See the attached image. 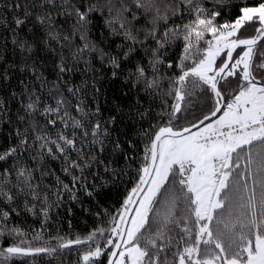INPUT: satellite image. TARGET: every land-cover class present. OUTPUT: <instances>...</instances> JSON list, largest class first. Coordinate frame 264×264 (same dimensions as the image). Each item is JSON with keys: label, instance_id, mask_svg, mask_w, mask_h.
Masks as SVG:
<instances>
[{"label": "snow or ice", "instance_id": "snow-or-ice-1", "mask_svg": "<svg viewBox=\"0 0 264 264\" xmlns=\"http://www.w3.org/2000/svg\"><path fill=\"white\" fill-rule=\"evenodd\" d=\"M0 6L18 13L11 21L18 70L36 82L20 80L19 93L8 97L19 100L14 115L0 100V121L14 129L13 141L0 149V236L27 235L8 226L12 213L40 216L43 229L66 198H97L108 182L97 184L99 169L118 178L123 170L113 166L116 158L131 161L124 145L135 142L120 138L125 121L141 124L136 135L144 142L138 179L109 214L107 228L85 237L57 235L50 237L55 245L45 240L40 247L30 246L43 240L34 231L32 241L0 251L5 260L86 246L78 264H264V0L245 2L223 23L233 0H16ZM105 10L106 27L125 41L114 54L88 38L93 16ZM249 27L255 34L243 36ZM41 51L56 57L52 80L39 70ZM97 52L99 68L85 59ZM81 62L90 82L69 83L65 74ZM12 67L0 63V82L10 79ZM109 78H122L127 91L105 108L101 80ZM233 80L236 88L226 97L223 88ZM209 103L202 118L179 126ZM50 161L59 162L63 178ZM53 176L55 184L45 185Z\"/></svg>", "mask_w": 264, "mask_h": 264}, {"label": "trees", "instance_id": "trees-1", "mask_svg": "<svg viewBox=\"0 0 264 264\" xmlns=\"http://www.w3.org/2000/svg\"><path fill=\"white\" fill-rule=\"evenodd\" d=\"M16 0H0V5H9L15 3ZM23 5L24 0H19ZM79 2V0H76ZM96 2V0H92ZM105 0H100V3L103 4ZM126 3H131V0H125ZM247 3L249 6L254 5L258 0H233L236 7L232 9H226L223 12L222 17L220 18V23H223L225 20L234 19L238 13L239 7L243 6L244 3ZM18 13L10 11L7 7L0 6V17L3 18L0 21L2 24L4 21H7L8 27L0 26V57L3 59L0 60V63L3 64V67L8 68L10 65H17V67H12L9 71L10 79L7 81L0 82V100H6L7 107L10 108L11 114H15L17 108L19 107V100H11L10 97L12 92L19 93V81L24 80L26 83L33 84L36 83L31 73H21L18 70V64L21 59L19 50H14L12 45V32H11V21L13 16ZM20 15L23 14V9H21ZM55 15V13H54ZM115 15V12L113 13ZM108 19L107 10L103 14L97 12L92 19L89 32V41L97 45L98 48H102L105 51L114 54L118 51V45L124 44L123 36H114L111 34L110 30L106 27V20ZM69 24L65 25V28H68ZM247 29L251 30V33H247ZM243 31L245 37L254 35V29L249 27ZM27 32V29H25ZM75 44L79 45L81 42L78 37L75 39ZM261 48H264V44L260 45ZM71 51H75L73 48ZM64 54L66 56L70 55L69 49L67 46L64 48ZM179 54V49H173L170 51L169 56L175 58ZM95 59H92V57ZM138 58V57H137ZM56 57H49L41 51L36 56V62L39 64V70L44 73L45 76L52 80L55 78V68L53 65V60ZM85 59H89L93 66L99 68L101 67L100 54L97 53H85ZM31 63V62H30ZM69 66H72V63H69ZM76 71L74 73L65 74L66 79L69 83H74L76 85L82 84L85 79H89L90 82V73H85L83 71L84 64L81 62L76 65ZM102 90L106 93L105 98L101 101L105 108L110 106V102L114 97H118L120 92L127 91L124 86L123 79L113 81L109 79L101 80ZM38 86V84H37ZM50 87V85H49ZM236 88V81H231L230 84L223 88V92L227 97L234 89ZM48 89H44L41 92V95L47 98ZM89 99H91V94L89 93ZM107 101V102H106ZM122 103L128 104L130 101L127 98L121 100ZM158 103V102H157ZM147 106V102H145ZM155 108L156 105H153ZM205 110L201 112L188 113L187 117L182 119L179 122V126L183 127L189 123L195 122L196 118H202L212 107L211 103L204 106ZM203 107V108H204ZM107 115V113H105ZM182 122V123H181ZM43 123V121H41ZM141 127V124L136 121H125L124 124L120 125V132L126 133V135H121V141L132 140L135 142L134 147L129 148L128 144L125 143V151L127 155L131 157V161H125L122 157H117V163L113 165L118 170L122 169L118 178H113L110 176L103 175V168L99 169L101 173V178L97 181V184L103 183L104 180H107V184L100 189V195L91 199L85 197L83 193H80V201L82 202H73L71 199L66 198L64 204L59 208L54 210L51 213V219L47 221L46 226L42 229L41 222L42 218L40 216H33L26 211L21 210V214L17 216L15 213H12L8 226L19 227L22 231L27 233L24 237H17L15 239L3 235L0 236V251L11 246L12 244H18L20 240L32 241V236L34 231L43 233V240L33 241L30 246L40 247L45 246L44 241H49L50 244L55 245V240H50V237H55L57 235L65 236L66 238H75L77 235L81 237L87 236L89 233L94 231L97 227L107 228L109 226V214H114L116 210L120 207V204L123 198L127 195V192L135 185L137 177L136 169L140 166L141 158L143 157V141L136 135L137 129ZM147 127V123L143 125ZM115 136V134H114ZM14 139V129L11 124L5 126L3 121H0V149L6 148ZM111 152V145H108V152L103 154L108 156ZM49 168L55 172L56 175H60L63 178V174L60 172V164L57 161H50ZM95 170V169H94ZM91 179V178H89ZM45 185H54L55 178L45 177ZM43 186V185H42ZM68 208L72 209L71 215L68 214ZM69 222H71V227H69ZM100 242L103 243L105 238H99ZM29 246V245H25ZM86 246H73L71 249L58 250L52 255L46 253H40L34 257H12L5 260V257L0 255V264H78L79 256L78 253L85 251ZM6 255V254H5ZM102 260L106 259L104 257ZM82 264V262H79Z\"/></svg>", "mask_w": 264, "mask_h": 264}, {"label": "rangeland", "instance_id": "rangeland-1", "mask_svg": "<svg viewBox=\"0 0 264 264\" xmlns=\"http://www.w3.org/2000/svg\"><path fill=\"white\" fill-rule=\"evenodd\" d=\"M252 31L251 30H249V29H247V33H251ZM243 36H245L244 34H243ZM205 110V107L203 108V107H201V108H198L197 110H196V112H201V111H204ZM182 123V122H181Z\"/></svg>", "mask_w": 264, "mask_h": 264}, {"label": "water", "instance_id": "water-1", "mask_svg": "<svg viewBox=\"0 0 264 264\" xmlns=\"http://www.w3.org/2000/svg\"><path fill=\"white\" fill-rule=\"evenodd\" d=\"M194 123V122H193Z\"/></svg>", "mask_w": 264, "mask_h": 264}]
</instances>
